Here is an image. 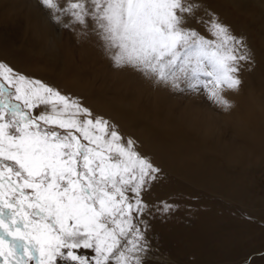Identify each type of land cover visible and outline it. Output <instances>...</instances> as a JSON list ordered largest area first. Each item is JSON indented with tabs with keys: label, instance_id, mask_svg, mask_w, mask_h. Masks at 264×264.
I'll use <instances>...</instances> for the list:
<instances>
[{
	"label": "snow or ice",
	"instance_id": "obj_1",
	"mask_svg": "<svg viewBox=\"0 0 264 264\" xmlns=\"http://www.w3.org/2000/svg\"><path fill=\"white\" fill-rule=\"evenodd\" d=\"M37 6L115 70L225 112L254 64L246 36L205 0ZM162 153L86 96L0 59V264H161L152 222L190 207L153 198L167 178Z\"/></svg>",
	"mask_w": 264,
	"mask_h": 264
},
{
	"label": "bare ground",
	"instance_id": "obj_2",
	"mask_svg": "<svg viewBox=\"0 0 264 264\" xmlns=\"http://www.w3.org/2000/svg\"><path fill=\"white\" fill-rule=\"evenodd\" d=\"M205 2L209 8L214 9L227 23L231 24L237 33H243L246 36L254 57L251 70L243 73V83L239 93L228 94L229 98L235 102V107L229 112L223 110L221 112L224 120L229 122L232 132L237 136V142L232 147L221 143L217 130L209 127H206L204 131L202 130L203 132H196V135L191 139L189 135L192 132V126L197 122L193 118H186L184 115L177 117L171 113V104L168 101L175 94L157 89L138 76L117 71L95 49L74 44L66 34L57 32L51 26L45 15L39 10L37 0H20L17 5L13 6L14 9L17 8V10L23 12V24L22 22L9 24L13 19L11 14L5 17V20L1 19V11L6 5V1L0 0V25H6L2 28L5 30L8 27L7 30L9 31L8 34L0 31V59L31 76L59 84L68 92L86 96L91 106L97 111L115 118L125 131L132 132L141 139L150 137L155 144L163 148V153L158 154L157 159L160 161L162 156L166 173L170 172L175 177L178 175L187 179L190 177L192 179L190 181H193L195 187H206L217 191V193L221 192L223 194L230 190V195H223L225 199H227V196L228 198L237 197L244 190L252 191L254 200L249 207L251 212L256 213L260 211L261 207H257L259 198L254 192L255 184H252L255 179L249 176L253 173H251L252 170L248 171L250 174L246 171L252 167L264 166V66L262 65L264 52L260 51L255 41L249 37V24L245 23L237 13L236 16L232 14L228 4L233 3L239 11L247 6L246 3H251L254 5L253 8L256 9V12L260 11L262 13L264 12V0H205ZM246 8L248 9V7ZM254 15L258 16L257 13ZM256 19L254 20H261L260 15ZM260 22L264 23V20ZM68 43H73L87 54L89 60L92 61V66L82 68L81 61L80 63L77 62L75 58H72L74 55L72 56L69 53ZM102 62L112 69L111 73L116 79L114 85L108 81V75H111L110 72L100 77L99 66ZM112 81L114 82V80ZM134 89H136V93L133 92ZM223 125L226 127V124ZM195 127L199 128V125ZM211 140L213 143L209 144ZM235 168L240 169L241 172L239 170L233 171ZM232 174L235 175L232 176ZM176 186L166 178L163 184L156 187L153 197L159 198L166 191L165 189H174ZM191 201L182 204L189 205V208L182 207V210L170 219H180L183 212H189L194 216L206 215L202 223L193 224L195 228V249L209 245L210 241L215 238V243H226V246L230 247V241L234 240L237 235L236 232H233L237 230L233 222V219H235L233 213L224 211V219L219 221L221 219V207L215 206L213 208L212 219L208 211ZM261 205L264 206L262 198ZM244 228L245 225L238 227L239 230ZM222 229L227 236L224 232L219 236L218 231ZM200 234L204 237L201 238ZM216 247L218 248V246ZM213 250L210 252L208 249V252L205 250V254L209 256L208 264H213L211 263L213 259L211 254L215 252ZM217 251L220 253L219 249Z\"/></svg>",
	"mask_w": 264,
	"mask_h": 264
},
{
	"label": "rangeland",
	"instance_id": "obj_3",
	"mask_svg": "<svg viewBox=\"0 0 264 264\" xmlns=\"http://www.w3.org/2000/svg\"><path fill=\"white\" fill-rule=\"evenodd\" d=\"M5 1H6V5H4L3 10L1 11V16H2L1 19L5 20V17H8L11 14V16H13V19H12L13 21L11 20L9 22V24L10 23L19 24L20 22H22V24H23V21H22V19H23L22 17L24 16L23 12L19 9L17 10V8L16 9L13 8V6L15 4L17 5V2H19L20 0H10V2H9V0H5ZM246 4H247V6H246ZM246 4H245V6L248 7V9L245 7L244 9H240L239 11L234 7L233 3H230L228 5L231 9L232 14H234L236 16V13H237V15H240V17L244 20L245 23L249 24L248 25L249 31H250L249 37L255 41V44L258 47V49L260 51L264 52V23L260 22V21L264 20V12H262V13L260 11L256 12V9L253 8L254 7L253 4H251V3H246ZM255 13H257L258 16L260 15L261 20L255 21V20H257L256 18L258 17L256 15H254ZM5 26L6 25H0V31L2 33L8 34V32H9L7 30L8 27L5 29L6 31L2 28ZM68 48H69L68 49L69 53L72 56L74 55V57H72V58H75V60L79 63L81 61V67L82 68L85 69V68H89L92 66L91 65L92 61L89 60L87 54H85L79 47H77L73 43H70L68 45ZM80 57H82V58L80 59ZM85 57H87V58H85ZM263 57H264V54H263ZM83 58L85 61L83 60ZM86 59H88V60L86 61ZM262 65L264 66V59L263 58H262ZM106 66L107 65L103 64V62L99 66L100 77H102L103 75H107L110 72L111 75H108V79H109L108 81H110L114 85V83L116 82L115 76L111 73L112 69H110L109 66H107V67ZM112 80H114V82ZM135 90L136 89L133 90L134 93L137 92ZM168 102L171 104L170 105V111L174 116L181 117L184 115L186 118L187 117L193 118L195 120V122H197V123L193 124V126H192L193 129H192L191 134L189 135V137L191 139H193V137L196 135V132H203L206 127H209L210 129L214 128L217 130V135L218 136L220 135L221 143H224L225 145H229L231 147L236 144L237 136L232 132V129H231L230 125L228 124L229 122H227V120H224V118H223L224 116L221 113L222 109L217 108L216 106L212 105L211 103L206 101L203 97H194V96L188 97V95H174L172 97V99L171 98L169 99ZM173 109H176V110H173ZM175 111L176 112L178 111L177 114ZM179 112H181V113H179ZM223 124H226V127ZM196 125L197 126L199 125V128L195 127ZM217 128H219V129H217ZM220 128H221V130H220ZM228 129H230V130L228 131ZM225 130H226V132H225ZM227 133H228V135H227ZM231 141H233L234 143ZM212 143H213L212 140H211V142L209 141V144H212ZM252 168L248 169L246 172H248L249 170L250 171L252 170L251 171V173L253 172L252 174L249 173L250 171L248 173L250 174L249 176H251L253 179H255V182L252 181V182H254L252 184H255L254 185V187H255L254 192H255V194H257V197L259 198V202L257 203V207H261L260 211L256 212V213L251 212V208L249 207L250 203L254 200V195H253L252 191L248 192V191L244 190L241 192V194H238L237 197L231 196L232 198H228V196H227L226 197L228 199L227 200L224 198L223 195L224 194L230 195L229 194L230 190H228V191L226 190L227 192L225 191L226 193H223V194L221 192L217 193V191L207 189L206 187H201V186L195 187L196 185L194 183H192L193 181L192 182L190 181V180H192L190 177H189V179H187V178H182L179 175L177 177H175L170 172L166 173L167 179L170 180L172 183L176 184L177 186L174 189H169V188L165 189L166 191H164L159 198H168L171 195V197L173 199L179 200L180 202H182V204L183 203H189V201H191L193 199L191 202L195 203L200 208H203L204 210L208 211L209 215L212 219H213V215H212L213 208L215 206L221 207L220 208L221 219H219V221H221V220L223 221L224 216H225L224 211H229V212L231 211L233 213V216L236 219V220L233 219V222L235 223L236 229H237V230H234L233 232H236L237 235H236V238L234 240L230 241V247H227L226 243H219V244L215 243V239H216L215 238V239L210 241L209 245H205L204 247H201V248L199 247L200 249L199 248L195 249V243H194V241H195L194 229L195 228H194L193 224L194 223L196 224L197 222L202 223L204 221L206 215L205 216H194L189 212H183L181 218L177 219V220L176 219H170V218L167 220H164V221L155 220L152 222V224H153L152 234L155 237L154 242L157 243L158 245H160L159 247L161 248V250H163V251H161L162 256L160 257L161 264H164V261H171V264H208L207 260H209V256L205 254L207 249L209 252L211 250L215 249V250H213L215 252L213 254H211V256L213 257V259L211 260V263H213V264H244L245 260H248V264H264V224H263L264 223V206L261 205V198H262V202H264V166L262 165L261 167L257 166V167H252ZM237 170H239V172H241V170L237 169V168H235L233 171L236 172ZM234 175L235 174H232V176H234ZM219 194H220V196H219ZM240 195H241V198H240ZM197 196H199V197L197 198ZM250 197H251V199H250ZM153 198H155V197H153ZM203 198H205V199H203ZM206 198H208V199H206ZM220 198L223 200H221ZM225 200H227V201H225ZM234 200H236V201L233 202ZM244 203H246V204H244ZM248 217H251L252 219L249 220ZM227 220H228V217H227ZM242 225H245V228L242 230H239L238 227L242 226ZM155 226H156V228H155ZM253 226H255V227L252 228ZM257 230H258V232H257ZM222 232L225 233V231L223 229L218 231L219 236L222 235ZM225 235L227 236L226 233H225ZM200 236H201V238L204 237L202 234H200ZM215 245L218 246V248ZM218 249H219L220 253L217 251ZM203 251H205V252L202 253ZM199 253H201V254H199ZM225 258H227V259H225Z\"/></svg>",
	"mask_w": 264,
	"mask_h": 264
}]
</instances>
